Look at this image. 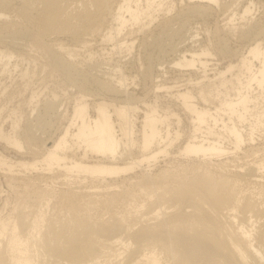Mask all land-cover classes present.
Listing matches in <instances>:
<instances>
[{
  "label": "bare ground",
  "instance_id": "6f19581e",
  "mask_svg": "<svg viewBox=\"0 0 264 264\" xmlns=\"http://www.w3.org/2000/svg\"><path fill=\"white\" fill-rule=\"evenodd\" d=\"M254 5L255 0H0V76L19 67L33 46L46 58L39 68L59 72L83 93L73 115L62 113L54 100L47 103L46 112L64 120L56 134L42 125L49 137L37 134L41 125L19 133L15 112L9 115L12 130L0 128V143L22 153L12 160L0 152V175L15 192L23 180L32 182L27 195L36 207L29 213L18 204L14 212L0 213V264H264V23L248 25ZM213 6L229 12L209 29L214 47L197 43L202 31L196 27L172 62L139 65L144 79L160 77L152 81L155 104L128 89L125 65L93 76L74 60L91 46L92 36L101 38V50L111 45L112 52L129 57L137 45L146 50L149 39L171 33L174 24L184 30L189 17H209ZM234 34L252 43L236 52L228 44ZM60 36L70 44L50 42ZM218 54L229 59L228 68L212 69L218 75L210 77L209 58ZM36 68H30L34 76ZM174 69L188 75L185 86L202 89L165 86V75ZM233 69L238 73L226 78ZM93 85L99 96L89 92ZM38 95L32 93L31 104ZM171 116L178 125L181 116L188 118L191 134L173 129ZM209 123L214 127L204 129ZM177 143L189 168L152 171ZM2 201L3 207L9 203ZM113 204H123L121 216H99Z\"/></svg>",
  "mask_w": 264,
  "mask_h": 264
},
{
  "label": "rangeland",
  "instance_id": "374dc122",
  "mask_svg": "<svg viewBox=\"0 0 264 264\" xmlns=\"http://www.w3.org/2000/svg\"><path fill=\"white\" fill-rule=\"evenodd\" d=\"M229 1H231V0H229ZM248 1L249 0H242L243 3H247ZM180 3L181 2L179 1V4H178L179 7L181 5ZM183 4H184V2L182 3V5ZM216 8L218 9V11ZM252 9H253V11L250 14V19H248V25L251 26V23H255V22L264 23V0H255V5ZM211 11H212V15L210 13L209 17H205V19L204 18L202 19L199 16H198L199 19L197 17H194V16L189 17L190 24L192 23L191 27H195V28H193L194 30L191 29V27L189 26L190 25L189 23H188L186 29H184V30L177 27V24H174L173 25L174 28L171 31V33H168V34L162 33L160 36L158 35L159 37L154 41H152L153 40L152 38L149 39L148 46L149 45L150 46L146 50L139 48L137 45L136 48L133 50L134 51L133 54L131 53V55H128L129 57L126 56L124 58H121V55L123 56L124 54L112 52L110 50L112 47L111 45H108V49L106 51L101 50V48L103 47V46H99V43L101 42V38L97 37V36H92L91 37L92 41L90 43L91 46L88 49H83V51H81V53L79 55L74 57V60H75V62H77L78 65H80L79 63H81L80 71H82L85 68V70H83L82 72H89L91 75L93 74V76L94 75L95 76L103 75L102 71H110L109 69H113L114 67L116 68V66L119 64H121L122 66L125 65L124 70H126V72H127L126 75H129L128 76L129 80L127 81L128 89L132 92L134 91V94H136V96H139L142 99H146L147 103L155 104V99H154V96H152L151 88H152V85H154L153 82L159 81L158 79H160V77L156 78V75H157V73H156V75H154L153 78H151V79L155 78V80L150 79L151 80L150 81L149 78L144 79L143 75L141 74L142 71H141V68L139 65H141V63H144V62L147 63L148 61H152L156 65H158L160 63H164L163 66H166L168 63L172 62V60L175 59L176 56H178V53L181 54L183 49L188 47V45L192 41V38H190V33L192 34L194 31H196L197 28L200 30V32L202 31L201 34L198 36L199 41L197 43L200 44L201 46L207 45L210 48L214 47L213 46L214 41H213L212 34L209 35L208 32H211L213 30V28H214L213 26H214L216 20L221 21V19L224 18V16H226L229 12L226 10L223 11V9L220 10V8L217 6L216 7L213 6ZM192 19H194V21ZM195 21H197V22H195ZM209 29H212V30H209ZM187 37H189V38H187ZM229 38L230 39H228V41H229L228 44L231 48H233V50H235V51L237 50L236 52L244 51L245 49H247L246 47H248L249 44L252 43L251 37H250V39L249 38H246V39H240L239 38L238 39V36L234 34V35L230 36ZM24 41H25V43H24ZM19 42L26 44L28 41H26L24 39L22 41V39H20ZM50 42H62L65 45L70 44V41L68 40V38L66 36H60L59 38H57V41L55 39H53ZM261 44H262V46H264V41ZM0 48H5V45L0 44ZM27 49H28L29 55H27L26 57L24 56L25 60L23 59V60L19 61L21 63L18 62V64H20V65H18L19 67H17L15 69L13 66L12 70L7 71L5 74L0 76V80H1L0 81V85H1L0 86V90H1L0 91V104L2 105V106L0 105V107H1L0 110L4 109V110H2L3 115L1 114V117L3 116V118H0V128H4L5 132H10L12 130V121H11V118L9 115H12V112L14 114V112H15V114L12 116V119L19 121V127L17 128V131L19 133H23L24 131H28V129L31 127H34V130H36L37 127L39 125H41L40 126L41 129H39L40 131L37 130V132H38L37 134L40 136L42 135V137H45V136L49 137L50 136L49 133L46 134V129H48L47 130L48 132L52 131L53 132L52 134H54V133L56 134L59 131H61V129L63 127L62 125H64V120H60L59 118H57L55 116L56 114L49 115V113L46 112L47 103L54 100V103L59 105L58 108H60V106H62V108L60 109V111L62 110L61 111L62 113H65L67 115H73V107H74L76 101L80 98V96L83 95V93L82 94L80 93V89L78 88V86H74V85L68 83L67 80H65V78L63 77V75H61L59 72H55V71L51 72V70L48 67L46 68L47 70L39 68V64L44 63L45 62L44 60L46 58H44V60H43V57L40 56L37 51H35V48L33 46H31L30 50H29V47L27 46ZM30 54H31V56H30ZM33 54H34V56H33ZM36 56H37V58H36ZM216 56L215 57L213 56V58L210 57L211 59L209 58L210 66L208 68H210V69H209L208 73H209L210 77L218 75V74H216V75L214 74V70H216V71L217 70H226L228 68V64L230 62L228 58L226 59L225 57H221L222 55L220 56V54H218ZM144 57H146L145 60H144ZM26 58H27V60H26ZM121 60L123 62H120ZM255 64L257 65L256 67L259 66L258 61H256ZM34 65H37V66H34ZM30 68H36L37 73L35 74V76L33 75V73H31ZM136 69H137V71H136ZM212 69H214V70H212ZM20 70H22V71H20ZM40 70L41 71L44 70V71L41 72ZM25 71H28V74L24 75V76H20V74L25 72ZM168 73H170V74L167 76ZM168 73L165 75L166 76L165 77L166 78L165 86L175 87L174 90H178V88L179 89H186L187 88V90L195 91V92L202 89L200 87L185 86L184 84L187 82L185 79L188 78V75L180 74V71L177 69H174L173 71L168 72ZM236 73H238V71L233 69L232 72L227 73L225 75V77L226 78H232V75H234ZM200 75H202V73ZM193 76L195 77V75H193ZM37 77H39V78H37ZM138 79H140V80H138ZM34 80H35V82H34ZM1 88H4L6 91L4 89H1ZM229 89H230V86H229ZM34 91L37 92V95L39 94L38 95L39 97L34 100V102H33L34 104H31L30 98H31L32 93H34ZM222 91H225V89L223 88ZM89 92L91 94L97 92V95H94V96L100 95V94L98 95L99 90L97 89V91H96V89L94 88V85L90 87ZM5 93H7V94H5ZM163 93H165V92H163ZM4 94H5V96H4ZM209 94H210V92H209ZM6 95H7L8 99H7ZM92 97L89 95L86 96V99H88V103H90V104L92 102L91 100H93ZM168 104L172 105L171 103H168ZM138 106H139L140 110H142V111L147 110L145 105H138ZM164 109H166V108H164ZM32 110H34V112H32ZM162 110L163 109H160V113H162ZM30 114H32V116H30ZM141 115H142V112L139 113L137 116H135L138 119L137 120V130L140 128L139 122L142 120ZM8 116H9V118H8ZM54 117H56V118H54ZM3 119L6 121H4ZM170 123H172L171 127L173 129H180L182 135L183 134H191L192 124L190 123V120L188 118L181 116V123L178 125L175 117L171 116L170 117ZM44 124H45V128L47 127L46 129H44V127L42 126ZM208 126L214 127V124L209 123V124L205 125L203 128L205 129ZM56 128L59 131L56 130ZM42 133L46 134V135L43 136ZM262 137L264 138V135H262ZM140 138H141L140 134L138 133L136 136V141L139 142ZM175 147L176 148H170V153H171L170 155H167V156L161 155L159 157V162L155 166H153L154 169L152 171H156L159 168H170V167L175 166L177 164H182L184 167H186V169L189 168V165H190L189 158H186L183 155L179 156V153L182 151L183 146L178 149V143H177ZM0 152L5 154L6 156H8L12 160L20 159V157L22 155L21 152H17L16 150H14L12 148H7L5 142L0 143ZM136 152L137 151H135V156L138 154V153L136 154ZM263 153H264V151L260 152L259 154H263ZM251 159H252V157H248L247 159H245L246 161L245 160H243V161L241 160V161L246 163L248 160L250 161ZM141 169L142 168H138L137 172H140ZM14 173H17V171H15ZM7 181L8 180L3 175H0V196L3 197V198L0 197V200H1L0 201V213H1V215L6 216L9 213L14 212L15 210L14 211H12V210L18 204L26 212L32 213V211H34L36 208L34 198L29 197L27 195V191L33 188V186L30 185L32 182H29L26 180H23L22 182L20 181L21 186L15 192V190L10 189L8 187ZM48 185H49V187L53 188L54 190L59 189V184L51 182V179H49ZM4 198L5 199L8 198V200H9L8 205H6L5 207H3L4 202L2 201ZM127 201L128 200H126V202ZM123 208H124L123 204H113L106 209L100 210L98 214H99V216L101 215L104 217H111L113 215L121 216V214H122L121 211L123 210ZM17 209H19V208H17ZM57 215H59V217L61 219H65L67 217V214H65L64 210H57ZM138 217H139V215H138ZM109 229H110V231L113 230L112 227H109Z\"/></svg>",
  "mask_w": 264,
  "mask_h": 264
}]
</instances>
